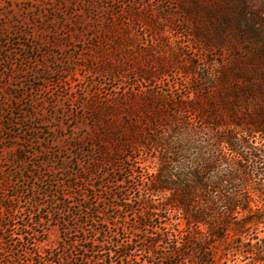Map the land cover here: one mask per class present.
Masks as SVG:
<instances>
[{
	"label": "rangeland",
	"instance_id": "374dc122",
	"mask_svg": "<svg viewBox=\"0 0 264 264\" xmlns=\"http://www.w3.org/2000/svg\"><path fill=\"white\" fill-rule=\"evenodd\" d=\"M257 34L264 37V0H0V262L77 264L83 252L67 248L68 239L85 235L99 250L90 264H192L166 256L169 244L133 246L124 260L109 255L112 238L132 237L147 193L142 179L155 166L135 145L113 163L92 165L99 133L89 108L122 94L137 103L146 91L165 107L182 79L170 67L156 76L155 64L216 60ZM121 199L132 206L126 221L115 209ZM166 218L161 211L145 230L159 233ZM52 252L58 261H49ZM214 256V264L244 263L222 243Z\"/></svg>",
	"mask_w": 264,
	"mask_h": 264
},
{
	"label": "trees",
	"instance_id": "16d2710c",
	"mask_svg": "<svg viewBox=\"0 0 264 264\" xmlns=\"http://www.w3.org/2000/svg\"><path fill=\"white\" fill-rule=\"evenodd\" d=\"M221 42L217 46L222 47ZM233 45L243 51L216 60L175 56L174 67L164 61L155 64L156 76L163 77L170 67L182 79L180 85L173 84L178 94L171 93L177 97L171 94L165 107L157 106V93L148 91L137 103L122 99V94L118 103L91 104L90 116L99 133L92 165L113 163L119 152L135 145L155 166L142 179L141 188L147 193L140 210L133 213L132 237L112 238L115 250L110 256L124 260L133 246L152 250L169 244L173 247L168 257L214 264V249L222 243L242 257L241 264H264V37L257 34ZM150 74H143L141 80ZM126 128L129 132H124ZM62 196L56 200L64 206ZM127 200L121 199L115 207L123 220L132 211ZM51 211L59 209L55 206ZM161 211L167 214L165 227L149 233L147 221ZM91 218L83 216L79 224L87 226ZM173 226L175 233L166 232ZM68 241L67 248L83 252L77 264L95 261L96 239L83 235ZM50 257L49 261H58L59 255L52 252Z\"/></svg>",
	"mask_w": 264,
	"mask_h": 264
}]
</instances>
